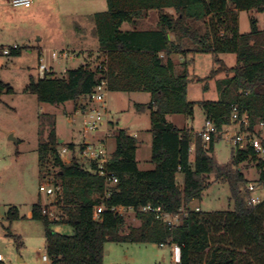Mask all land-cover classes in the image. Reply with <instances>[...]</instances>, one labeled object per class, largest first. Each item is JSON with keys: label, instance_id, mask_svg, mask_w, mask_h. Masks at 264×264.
<instances>
[{"label": "trees", "instance_id": "1", "mask_svg": "<svg viewBox=\"0 0 264 264\" xmlns=\"http://www.w3.org/2000/svg\"><path fill=\"white\" fill-rule=\"evenodd\" d=\"M105 2L106 9L94 14V36L105 56L106 69L90 70L80 64L58 76L50 72L44 77L30 76L26 90L38 101L52 105L87 97L101 79H106L107 91L148 92L149 102L134 103V107L138 111L149 109L153 166L138 168V139L125 128L113 133L115 148L103 166V174L96 162L91 161L89 166L80 162L72 142L67 144L71 159L65 163L59 156V137L52 128L38 145V158L42 164L50 157L57 167L55 176L62 183L54 204L60 213L57 212V219L50 220L42 212L44 205L40 202L30 208L31 218L43 223L50 264H103L106 241L172 244L179 251L177 264H264V199L254 205L249 203L252 192L239 168L245 161H255L258 184L264 188V159H259L251 147L232 148L230 161L220 164L213 149L221 133H212L205 141L191 125L180 128L166 118L170 114L193 117L194 101L186 97L192 78L186 67L176 73L170 58L173 52L184 53L182 43L186 39L185 43L192 45L186 51L212 53L218 64L207 77L198 78L200 81L216 77L219 94L217 100L199 102L205 119L221 130L229 124L236 105L240 113L246 114L249 130L253 131L259 122L264 129V30L252 17L250 31L240 32L238 20L239 10L264 12V0ZM166 8H173L174 14ZM151 9L159 13L156 28L134 26ZM124 22L133 27L124 29ZM169 32L176 41L168 39ZM226 53L235 55L234 65L228 66L218 57ZM20 54L19 46L10 52L13 56ZM222 73V77H217ZM3 87L0 81V93ZM177 174L183 175L181 186ZM107 175H114L117 182L107 185ZM209 177L211 181L228 183L232 209H188L181 222L173 226L156 219L152 212L138 210L150 204L177 214L202 196L211 184ZM100 204L104 208L96 218L94 208ZM116 206L132 207L140 225L125 230L123 214L112 210ZM8 216L18 217L15 206L9 208ZM54 223L70 225L72 233L53 231Z\"/></svg>", "mask_w": 264, "mask_h": 264}, {"label": "rangeland", "instance_id": "2", "mask_svg": "<svg viewBox=\"0 0 264 264\" xmlns=\"http://www.w3.org/2000/svg\"><path fill=\"white\" fill-rule=\"evenodd\" d=\"M104 4V0H34L30 7H22L12 6L9 0H0V43L15 44L21 48V54L18 56L0 55V81L5 85L0 93V254L3 256L0 264H44L41 259V256L46 254L44 226L40 220L31 218L27 213L36 202L50 206L54 214L60 213L54 204L60 189L50 196L39 190L40 184L46 182L50 185L56 183L57 186L62 183L61 179L55 176L57 167L52 164L51 158L48 157L42 164L38 158V145L46 140L52 128L55 129L57 136L63 139L58 145V151L61 152L63 146L72 142L76 157L85 166H89L90 162L80 158L77 149L88 137V140L93 141L96 136L102 137L107 129L104 141L109 154L115 148L113 133L116 128H125L131 135L136 134L138 139L136 158L140 169H149L152 166L149 109L138 111L134 107V103L149 101L148 92L107 91L105 108L97 105L103 115L104 124L85 137L82 128L84 113L95 106L87 97H82L76 102L52 105L38 101L34 94L26 90L30 76L36 78L38 75L39 52L42 61L52 65L56 76L63 74L60 73L63 69L77 67L83 60L80 54L73 59L59 60H52L49 56L50 51L56 49V45L64 46L63 48L70 46L66 41H60L67 37L68 31L72 29L67 24L59 28L60 7L90 6V10L98 11L105 6ZM252 17L257 19L258 27L264 30V12L251 9L238 11L240 32L250 31ZM68 20L70 18H64L63 23H67ZM201 26L204 30V24L201 23ZM182 48L185 50L184 53H174L172 57L177 65L175 72L178 73L186 67L189 78H192L188 84L186 97L187 100L194 101L193 117L188 118L183 114H170L168 117L177 125L183 127L191 125L193 131L198 133L205 118L199 102L219 98L216 77L200 81L198 78L207 77L218 64L212 53L186 51L188 48L192 49V45L185 42L182 43ZM103 55L102 51H98L87 61L88 65ZM218 57L228 66L235 63V55L232 53L219 54ZM223 75L222 73L217 77ZM258 132L259 137L264 140V129L261 128ZM231 150V145L224 134L214 142L213 153L220 164L230 161ZM70 154L71 152L66 155L68 157L66 163ZM190 160L192 161V157ZM239 168L248 179V183L254 184L255 190L252 193L259 196L260 201L263 200L264 188L258 184L256 162L245 161ZM208 180L210 182L211 177ZM177 183L182 185V174H177ZM210 183L199 199L189 203L188 209L199 208L203 211L232 209L233 201L228 183L223 181ZM11 206L16 207L18 217L8 216ZM185 210L187 208H183L182 211ZM122 213L125 230L129 226L140 224L134 211L124 209ZM51 229L62 234L72 233L70 225L65 223H54ZM177 255L178 249L172 244L106 241L103 264H177Z\"/></svg>", "mask_w": 264, "mask_h": 264}, {"label": "built area", "instance_id": "3", "mask_svg": "<svg viewBox=\"0 0 264 264\" xmlns=\"http://www.w3.org/2000/svg\"><path fill=\"white\" fill-rule=\"evenodd\" d=\"M9 3L12 6H22V7H30L33 4V0H9ZM18 48V45H7L0 43V55L8 56L12 49ZM49 56L52 60H59V59H73L74 57L78 56V53L75 50L67 49V48H56L52 49L49 53ZM83 65L87 66L90 70L95 69H102L103 71L106 69L105 67V56L103 55L102 58L97 60L96 62H92L91 65H88L87 61L83 62ZM38 76L44 77L45 73H55L53 67L45 62L42 61L41 55L38 58ZM66 69H63V73ZM107 81L106 79H101L92 89L91 93L87 96L88 100L95 106L90 107L85 113L82 120V128L85 132L84 136L95 131L99 128L100 125L104 124L103 122V115L101 114L100 110L97 108V105L100 104L101 108H105V94L107 92ZM260 127V128H257ZM263 128V123L259 122L254 126V130L251 131L248 129V119L245 113H240L239 108L235 105L232 107L231 114H230V122L228 125L222 127L221 130H218L213 122L209 119L204 120V124L201 130L198 132L201 137L208 141L212 133H221L226 136L228 139L231 148L233 149H247L251 147L254 149L257 157L259 159H264V147L262 144V140L257 135V131ZM108 130L102 137H95V140H88L89 137L85 140L83 145L77 149V152L80 155V158L86 159L89 162L93 161L96 162L99 173L103 174V166L109 160V154L107 153V148L104 141V136L107 135ZM192 148V147H191ZM75 151V150H74ZM71 151L67 146H63L61 152H59L60 159L64 162L65 156L70 153ZM71 155V154H70ZM69 161V160H68ZM117 182V178L114 175H107L106 176V184H114ZM248 189L253 192L255 190L254 184L248 183ZM60 189V186L50 185L49 183L40 184L39 190L44 192L47 196L56 194ZM108 195L110 192L108 190L105 191ZM260 201L259 196L254 195L252 193L249 203L256 204ZM104 206L102 204L96 206L94 208V216L96 218L99 217V214L102 212ZM187 208L188 206L184 207ZM129 209L133 210L132 207H124V206H116L112 207V210L119 214H123L122 210ZM199 208H196L198 210ZM141 212H152L155 215L156 219H159L169 226L177 225L181 222L182 218L186 216L187 210L182 211L183 208L177 214H171L167 211H164L161 206H152L150 204L140 206L138 208ZM42 212L48 216L50 220H55L58 218L57 213L54 214L53 210H51L50 206L45 205L42 209ZM41 259L44 264H50V260L46 254L41 256ZM0 261H3V256L0 254Z\"/></svg>", "mask_w": 264, "mask_h": 264}, {"label": "crops", "instance_id": "4", "mask_svg": "<svg viewBox=\"0 0 264 264\" xmlns=\"http://www.w3.org/2000/svg\"><path fill=\"white\" fill-rule=\"evenodd\" d=\"M33 4H34V0H33ZM104 5L105 6H103L101 8V10H98V11L105 10L106 9V2H105ZM89 7L90 6H73V7H71V6H61L60 7L61 10H60V15L59 16H60V19H61L60 20L61 23L60 22L58 23L59 24L58 25L59 28L60 27L63 28L64 24H67L68 26H70L72 28L71 31H68L67 37L64 35L65 37L63 39H61L60 41H66L67 44H70V46H71V47L68 46V47H70L69 49L75 50L78 53V56H79V54L83 56V60H82V62L80 64H83V62L88 61L91 57H94V55L98 51H100L99 46H98L97 38L93 35V33H94V14L96 12H98V11H92V10L89 9ZM165 11H167V12H169L171 14H174L173 8H166ZM158 15H159V13H158V11L156 9H151V10L147 11L142 17L138 18L136 23L134 24V26H136L139 29L156 28L157 22H158V17H159ZM63 16H66V17H63ZM64 18H70V20H68L67 23H63V19ZM92 20H93V22H92ZM122 26H123L124 29H131L133 27L132 24H130L129 22H124ZM168 39L176 41V37H175V35L172 32L168 33ZM38 40H40V39H38ZM183 41L187 42L188 40L185 39ZM63 47L64 46H57L56 45L55 48H63ZM39 50H41V47H39ZM90 53H92V54L90 55ZM174 53H177V52L171 53L170 54V58L174 62L175 68H176L177 67L176 61L172 57V54H174ZM38 55L40 56L41 52H39ZM49 65H51V64H49ZM178 72H180V71H178ZM60 73H63V71H61ZM149 99H150V95H149ZM148 102L149 101L137 102V103L147 104ZM168 116L169 115H167L166 118H167L168 121H170ZM170 122H172L174 125H176V126H178L180 128L183 127V126L177 125L173 121H170ZM115 128H116V126L114 125L113 129H115ZM116 129H118V128H116ZM133 136L136 137V134L133 133ZM113 150L111 152H113ZM111 152L109 153V156H110ZM136 155H137V150H136ZM67 158L68 157L65 156V160H67ZM70 159H71V155L69 157V161H70ZM69 161H67V162H69ZM136 161H137V165H138L137 158H136ZM152 166H151V168H152ZM138 168L140 169L139 165H138ZM142 170H146V169H142ZM27 214H28V216L31 217V210H29ZM178 258H179V251H178V255H177V259ZM18 261H21V259H18ZM0 262H2V261H0Z\"/></svg>", "mask_w": 264, "mask_h": 264}, {"label": "water", "instance_id": "5", "mask_svg": "<svg viewBox=\"0 0 264 264\" xmlns=\"http://www.w3.org/2000/svg\"><path fill=\"white\" fill-rule=\"evenodd\" d=\"M62 142H63V139L59 138V139H58V143L60 144V143H62Z\"/></svg>", "mask_w": 264, "mask_h": 264}]
</instances>
